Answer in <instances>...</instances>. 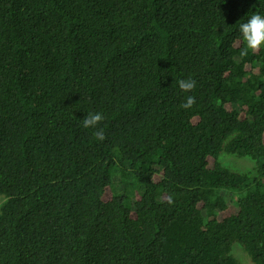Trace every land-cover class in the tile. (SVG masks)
Returning <instances> with one entry per match:
<instances>
[{"label": "trees", "instance_id": "obj_1", "mask_svg": "<svg viewBox=\"0 0 264 264\" xmlns=\"http://www.w3.org/2000/svg\"><path fill=\"white\" fill-rule=\"evenodd\" d=\"M254 12L0 0V264H264V48L241 57L239 33Z\"/></svg>", "mask_w": 264, "mask_h": 264}, {"label": "clouds", "instance_id": "obj_2", "mask_svg": "<svg viewBox=\"0 0 264 264\" xmlns=\"http://www.w3.org/2000/svg\"><path fill=\"white\" fill-rule=\"evenodd\" d=\"M239 33L243 42V47L240 50L241 57L248 55L249 52H257L264 48V15L257 12L252 13L245 22L240 23ZM177 85L183 93H190L196 88V82L191 77L178 80ZM194 104L195 97L187 95L185 102L180 107L190 109ZM103 120V113L89 112L82 120V126L85 129H94V137L98 141H104V130L99 127Z\"/></svg>", "mask_w": 264, "mask_h": 264}, {"label": "rangeland", "instance_id": "obj_3", "mask_svg": "<svg viewBox=\"0 0 264 264\" xmlns=\"http://www.w3.org/2000/svg\"><path fill=\"white\" fill-rule=\"evenodd\" d=\"M248 70V67H247ZM209 166H211V161H209ZM111 197H112V192H111ZM110 193L106 192L103 196V200L104 201H108L110 198ZM237 246V245H236ZM246 255L244 253H242L240 250H235L234 251V257L239 260L242 264H244V262L247 260V258L245 257Z\"/></svg>", "mask_w": 264, "mask_h": 264}]
</instances>
